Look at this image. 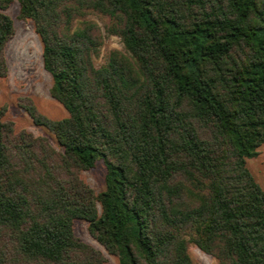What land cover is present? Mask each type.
<instances>
[{
	"label": "trees",
	"instance_id": "1",
	"mask_svg": "<svg viewBox=\"0 0 264 264\" xmlns=\"http://www.w3.org/2000/svg\"><path fill=\"white\" fill-rule=\"evenodd\" d=\"M0 4V77L16 33ZM69 112L54 136L16 130L0 108V264H264V0H18ZM109 19L113 49L98 64ZM102 160L105 188L81 176Z\"/></svg>",
	"mask_w": 264,
	"mask_h": 264
},
{
	"label": "rangeland",
	"instance_id": "2",
	"mask_svg": "<svg viewBox=\"0 0 264 264\" xmlns=\"http://www.w3.org/2000/svg\"><path fill=\"white\" fill-rule=\"evenodd\" d=\"M1 2L2 0L0 4ZM6 12L14 20L16 33L6 48L9 74L7 77H0V108L6 107L4 118L13 121L16 130L26 129L35 135L48 136L56 144L49 130L44 126L36 125L28 112L19 104L21 99L31 98L38 110L49 118L62 119L69 115L68 110L51 95L53 78L44 67L41 38L35 30L32 19L19 17L20 3L18 0H12ZM90 19L98 22L105 34L101 53L96 57L97 63L101 64L107 60L113 49L124 50V44L119 36L105 32L104 24L109 21L108 18L90 15ZM247 164L257 181L264 187V144L259 148L258 156L249 158ZM105 175L106 167L102 160L98 161L96 167L81 172L82 178L96 192L105 188ZM74 229L82 240L102 250L112 264H119L118 257L109 253L90 234L87 221L75 220ZM189 252L198 264H218L215 256L193 243L189 247Z\"/></svg>",
	"mask_w": 264,
	"mask_h": 264
}]
</instances>
